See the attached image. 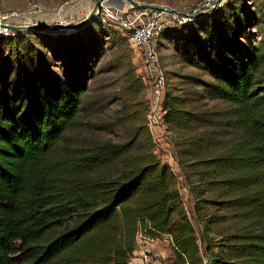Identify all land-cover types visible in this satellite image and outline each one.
Instances as JSON below:
<instances>
[{"label": "trees", "instance_id": "16d2710c", "mask_svg": "<svg viewBox=\"0 0 264 264\" xmlns=\"http://www.w3.org/2000/svg\"><path fill=\"white\" fill-rule=\"evenodd\" d=\"M81 30L59 35L56 53L64 54L66 72L48 65L36 78L16 66L17 88L6 76L0 80V264H129L140 231L170 234L175 264H203L190 221L184 214L173 218L180 197L167 164L152 152L134 153L133 137L78 152L65 142L82 109V73L92 63L74 37ZM214 36L225 45L214 56L204 58L199 45L198 55L191 50L188 58L206 62L209 95L232 106L227 138L193 132L198 117L168 94L162 108L171 127L191 132L179 148L190 161L179 164L184 178L194 176L203 191L191 188L197 215L203 202L246 222L241 230L218 233L216 250H205L207 264H264L263 57L249 35L244 43L236 33ZM113 163L120 165L117 173L101 175L99 168ZM209 217L201 218L204 229L214 222Z\"/></svg>", "mask_w": 264, "mask_h": 264}, {"label": "rangeland", "instance_id": "374dc122", "mask_svg": "<svg viewBox=\"0 0 264 264\" xmlns=\"http://www.w3.org/2000/svg\"><path fill=\"white\" fill-rule=\"evenodd\" d=\"M95 1L0 0V22L13 25L59 22L67 25L85 18ZM134 1L156 7H168L187 14L202 5H210L200 9L194 18L190 17V21L186 19L187 24L180 23L184 26H177L179 23L176 21L182 20L183 16H189L175 13V24H167V28L156 38L154 43L157 69L165 78L162 96L150 87L152 76H147L143 71L140 56L128 40L127 30L121 28L116 21H102V15L97 13L87 24L80 27L82 30L78 34L73 33L74 37L78 36L77 42H81L91 52L92 63L89 71L86 69L82 73L85 86L82 109L73 128L65 135V142L71 152H78L96 143L123 142L133 137L134 153L152 152L156 159L167 164L173 175L172 188L180 197V205L173 213V218L179 214L188 218L202 262L207 264L205 250H216L220 240L218 233L241 230L246 227V222L237 215L219 210L215 204L203 202L198 205L202 206V212L197 215L191 188L193 186L203 191L196 185L194 176L184 178L179 164V160L183 165L190 161L189 157L179 156V148L182 138L191 135V132L171 127L165 119L166 110L162 108V103L164 95L168 94L177 100L180 108L195 114L199 123L192 122L191 129L196 134L204 133L218 140L227 138L232 122V106L209 95L205 84L213 79L208 66L205 65L206 62L194 64L188 56L192 51L198 55L199 45H202L204 58L208 52L214 56L218 46L220 49L225 46L223 39H214V35L222 36V32L227 31L229 35L236 33L242 43L246 35H249L252 43L259 46L263 57L259 67V84L263 85L264 0H219L217 3H214L215 0ZM113 4L119 6L121 3L117 1ZM123 4L127 10L126 14L118 12V15L132 19L135 14L143 11L129 7L125 2ZM61 7L62 10L58 13ZM76 30L34 28L12 33L11 30L0 27V80L2 76H6L10 85L17 88L16 66H20L24 72L27 69L36 78L39 76L38 70L40 67L43 69V66L49 65L51 70L57 73L66 72L67 60L60 51L59 54L56 53V47L62 42L59 39L60 34H71ZM231 42L230 37L227 43ZM229 48L228 45L225 47L224 54H229ZM220 49L218 51L222 52ZM148 115L155 117L156 124L148 125ZM219 150L221 149L216 148L213 152ZM119 166L115 163L109 164L99 168V172L101 175L111 176L117 173ZM184 170L187 175L190 174L186 166ZM209 196L216 200L223 199L213 195L211 197L209 193H201L199 198L206 199ZM203 215H208L214 220L208 229L201 225ZM151 251L159 258L175 264L173 247L164 238H160ZM136 262L132 258L129 260V264Z\"/></svg>", "mask_w": 264, "mask_h": 264}, {"label": "built area", "instance_id": "2783aa9c", "mask_svg": "<svg viewBox=\"0 0 264 264\" xmlns=\"http://www.w3.org/2000/svg\"><path fill=\"white\" fill-rule=\"evenodd\" d=\"M119 0H114L117 2ZM95 3V2H94ZM62 10V7L58 9V13ZM143 10L138 14H135L132 19L129 16L118 15L126 14L124 6L122 9H117L113 6H105L101 4L100 10L97 13L102 15L101 20H110L117 22V24L127 30L128 40L131 46L139 54L142 69L147 76H152L150 87L155 90L159 96H162L165 86V78L161 72L157 69V52L155 48V40L161 34V32L167 28V24H175V18L177 14L171 12L168 7H156L153 6ZM145 10V11H144ZM146 10L149 12L147 13ZM96 13V14H97ZM145 16H142V15ZM165 17L168 20L165 21ZM182 20L176 22L185 23L186 19L190 21V17H181ZM187 21V22H188ZM6 30L5 28H2ZM148 125L156 124L155 117L148 115ZM150 229V226H148ZM160 238H164L173 247L172 237L168 233H159L156 235L147 234L146 231H140L137 233L136 245L132 254V259L136 260V264H173L171 261L161 259L156 253H152L151 248L159 241ZM137 254V256H136Z\"/></svg>", "mask_w": 264, "mask_h": 264}, {"label": "water", "instance_id": "95a60500", "mask_svg": "<svg viewBox=\"0 0 264 264\" xmlns=\"http://www.w3.org/2000/svg\"><path fill=\"white\" fill-rule=\"evenodd\" d=\"M120 1V5L117 6L115 4H113L114 0H96L95 3L93 4L91 10L88 12V14L85 16V18H83L82 20L78 21V22H74V23H70L67 25H63L62 23H49V24H36V25H13V24H7V23H2L0 22V27L5 29H9L11 31H25V30H32L34 28L36 29H44V28H70V29H77L82 27L83 25H85L89 20H91L95 14L100 10L101 4L105 5V6H113L117 9H122L123 7V3L125 2L129 7L133 8V9H145V8H150L152 7V5L147 4V3H138L135 2L134 0H119ZM122 1V2H121ZM219 2V0H215L214 3ZM115 3V2H114ZM210 4H205L202 5L196 9H193L191 14H187L184 12H180L178 10L175 9H170L172 12L177 13V14H182V15H188L189 17L194 18L197 15V12L200 9L206 8L208 7Z\"/></svg>", "mask_w": 264, "mask_h": 264}, {"label": "bare ground", "instance_id": "6f19581e", "mask_svg": "<svg viewBox=\"0 0 264 264\" xmlns=\"http://www.w3.org/2000/svg\"><path fill=\"white\" fill-rule=\"evenodd\" d=\"M70 29V28H69Z\"/></svg>", "mask_w": 264, "mask_h": 264}, {"label": "crops", "instance_id": "0c3cea01", "mask_svg": "<svg viewBox=\"0 0 264 264\" xmlns=\"http://www.w3.org/2000/svg\"><path fill=\"white\" fill-rule=\"evenodd\" d=\"M136 261V260H135Z\"/></svg>", "mask_w": 264, "mask_h": 264}]
</instances>
